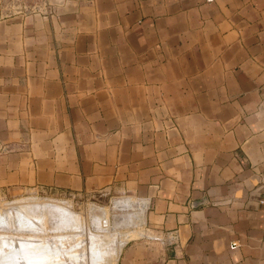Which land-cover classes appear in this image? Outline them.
<instances>
[{
  "label": "crops",
  "instance_id": "0c3cea01",
  "mask_svg": "<svg viewBox=\"0 0 264 264\" xmlns=\"http://www.w3.org/2000/svg\"><path fill=\"white\" fill-rule=\"evenodd\" d=\"M30 191L136 201L124 264H264V0H0V198Z\"/></svg>",
  "mask_w": 264,
  "mask_h": 264
},
{
  "label": "rangeland",
  "instance_id": "374dc122",
  "mask_svg": "<svg viewBox=\"0 0 264 264\" xmlns=\"http://www.w3.org/2000/svg\"><path fill=\"white\" fill-rule=\"evenodd\" d=\"M122 198H127V197H114L113 195H110V194H104V193H98V192L88 194V195H84V194L78 195V194H70V193L52 194V193L43 192V191H30V192L24 193V194L19 195V196L9 197L8 195H4L0 198V206L2 207V209L0 208L2 210V211L0 210L2 212V213L0 212L1 213L0 215H2V214L5 215V211L3 210V208H4L3 206L6 205L5 207L7 208L10 205L8 208L12 209L11 210L12 220H11L10 224L9 223L6 224V220H4L5 217L2 218L3 215L1 216V218H0V228H1L0 233L1 234L5 233L6 235H9V236H11V235L20 236V234H21L25 237H37V238L42 237L41 239L44 238L46 240V243L49 244V246H48L49 250H53V248L58 247L57 249L59 250L60 260L64 261V262L68 261L66 259L69 257V255L72 252L75 253L74 249L76 248L75 249L76 252L78 249V252L76 253L77 254L76 257H78V260H77V262H75L73 264H76V263L77 264H80V263L81 264H89V263H91L90 246H89V245H91V243H88V240L91 241L92 239H94L96 241V244H97L98 239H100V240L108 239L110 241V240H113V237H114L115 241L113 244H114V246L116 245L117 247L118 246L119 247H118V249H116L117 247L115 246L114 253L112 255H110L111 257L107 258V260L111 258V260H109L108 264H124L123 260H124L125 251H128L131 246H136L141 241V239H142L141 236H144L146 234V232H145L146 228L144 226L142 206L137 204L136 201H134L130 198L129 199H122ZM16 201L21 202V203H24V202H27V203H30V202H36L37 203L38 202V203H40V201H41V206L40 205L37 206L34 204V206H32V208H30L26 211V214H17L15 209L11 207L13 205V202L16 203ZM43 202L46 203L48 206L42 208ZM58 206L60 207V209H63L64 213H62V212H59V213L56 212L55 213L53 211V209L55 207H58ZM40 211H42V213H40ZM36 212H38V214L42 215V222L40 219V222H39L40 224L34 225V223L30 222V218L34 217L35 215H38ZM68 212H70V213H68ZM72 212H73V215L76 214V216H77L76 218L78 219V221H71L72 222L71 223V222H68L67 216H69L68 214H72ZM31 213L33 214V216ZM43 214H44V216H43ZM56 214H58V216H56ZM65 214H66V216H65ZM22 216H24V218H22ZM18 217H20V219H22V221H23V226H21V227L17 226L18 220H19ZM25 217L27 218V220L30 223L27 220L25 221V219H26ZM79 219H80V221H79ZM120 220L122 222H120ZM37 221H39V220H37ZM37 221H35V223ZM104 221H107L108 224ZM1 222H2V224H1ZM96 222H98V223L95 224ZM3 223L5 225H3ZM77 223H79L80 225L79 224L77 225ZM99 223H101V224H99ZM68 224H69V226H68ZM75 224L77 226H75ZM72 225H74V226H72ZM105 225H106V227H105ZM35 226L37 228H35ZM56 226L60 229L55 230V228L57 229ZM15 227H16V229H15ZM61 227H62V230H61ZM31 228H32V230H31ZM39 228L42 230V232L39 230ZM64 228H65V230H64ZM113 233H115V235ZM61 235H63V236H61ZM69 235H70V237H68ZM94 235H96V236H94ZM112 235H113V237H112ZM127 235H128V239H127ZM71 236H72V238H71ZM123 236H125L126 239L123 241V245H120L119 241H120V239L122 240ZM65 237H67L68 239H65ZM109 237H111V238H109ZM69 238H71V239H69ZM64 240H67L68 243H66V241H64ZM74 240H76V241H74ZM60 241H61V243H60ZM117 241H118V243H117ZM127 242H129V243L124 247V245ZM63 243H64V245H63ZM120 243H121V241H120ZM61 244H62V246H61ZM113 244L110 243V246L112 248L114 247ZM78 245H80V246H78ZM142 247H144L143 249H141L142 251H136L133 254V256H131L128 259V260L132 261V263H130V264H153L154 261L156 264L162 263L161 262V259L163 258L162 248H160L158 246H154L152 244H149V245L144 244V245H142ZM60 248H65V249L61 250ZM69 248H70V250H69ZM88 249H89V251H88ZM64 251H66V252H64ZM82 251H84L85 253L83 252V254H81ZM88 252H89V254H88ZM66 253H70V254H66ZM64 254H65V256H64ZM112 256H113L114 260H112L113 259ZM81 257H83L84 260H82ZM80 259L82 262L80 261ZM106 262H108V261H106ZM106 262H104V263L107 264ZM68 263L70 264L69 261L66 262V264H68ZM104 263H102V264H104Z\"/></svg>",
  "mask_w": 264,
  "mask_h": 264
},
{
  "label": "bare ground",
  "instance_id": "6f19581e",
  "mask_svg": "<svg viewBox=\"0 0 264 264\" xmlns=\"http://www.w3.org/2000/svg\"><path fill=\"white\" fill-rule=\"evenodd\" d=\"M36 200V199H35ZM26 203V204H25ZM51 203V202H50ZM8 204V203H7ZM34 204L35 205H37V206H41V201H40V203H36V202H30V203H27V202H24V203H21V202H17L16 201V203L15 202H13V205L11 206L12 208H14L15 209V211L17 212V214H26V211L28 210V209H30V208H32V206H34ZM56 204V203H55ZM60 205V204H59ZM6 206V205H5ZM5 206H3L4 208H3V210L5 211V215L4 214H2V215H0V218H1V216H2V218L3 217H5L4 218V220H6V224L7 223H9L10 224V222H11V220H12V214H11V208H6ZM46 206H48L46 203H42V208H44V207H46ZM121 207V206H120ZM123 207V206H122ZM0 208L2 209V207L0 206ZM6 208V209H5ZM41 208V207H40ZM63 208V207H62ZM0 209V210H1ZM70 210V209H69ZM2 211V210H1ZM0 211V212H1ZM53 211L56 213H59V212H62V213H64L63 212V209H60V207L58 206V207H55L54 209H53ZM2 213V212H1ZM0 213V214H1ZM37 214H38V212H36ZM40 213H42V211H40ZM44 213V212H43ZM68 213H70V212H68ZM28 214V213H27ZM30 214V213H29ZM32 214V213H31ZM14 215V214H13ZM35 215V214H34ZM60 215V214H59ZM64 215V214H63ZM62 215V216H63ZM69 216H67V220H68V222H71V221H78V219L76 218L77 216H76V214L75 215H73V212H72V214H68ZM25 216V215H24ZM24 216H22V218H24ZM32 216H33V214H32ZM43 216H44V214H43ZM56 216H58V214H56ZM65 216H66V214H65ZM21 217V216H20ZM20 217H18L19 218V220H18V224H17V226L18 227H21V226H23V221H22V219H20ZM28 217V216H27ZM26 218V217H25ZM122 218V217H121ZM40 219H41V222H42V215L41 214H38V215H35L34 217H32V218H30V222H32V223H34V225H36V224H40L39 222H40ZM103 219V218H102ZM2 220V219H1ZM27 220V218L25 219V221ZM37 220H39V221H37ZM124 220V219H123ZM131 220V219H130ZM28 221V220H27ZM34 221V222H33ZM35 221H37L36 223H35ZM79 221H80V219H79ZM5 222V221H4ZM29 222V221H28ZM29 222V223H30ZM104 222H106L107 223V221H104ZM120 222H122L121 220H120ZM15 223V222H14ZM72 223V222H71ZM98 222H96L95 224H97ZM1 224H2V222H1ZM70 224V223H69ZM69 224H68V226H69ZM74 224V223H73ZM79 223H77V225H78ZM99 224H101V223H99ZM108 224V223H107ZM3 225H5L4 223H3ZM25 225V224H24ZM29 225V224H28ZM43 225V224H42ZM66 225V224H65ZM71 225V224H70ZM76 224H75V226H77ZM80 225V224H79ZM16 226V225H15ZM40 226V225H39ZM38 226V227H39ZM72 226H74V225H72ZM10 227V226H9ZM57 227V226H56ZM63 227V226H62ZM62 227H61V230H62ZM66 227V226H65ZM71 227V226H70ZM101 227V226H100ZM105 227H106V225H105ZM35 228H37L36 226H35ZM34 228V229H35ZM41 228V227H40ZM39 228V230L42 232V230ZM69 228V227H68ZM73 228V227H72ZM75 228V227H74ZM78 228V227H77ZM1 229V228H0ZM15 229H16V227H15ZM18 229V228H17ZM27 229V228H26ZM33 229V230H34ZM58 229H60V228H58L57 227V229L55 228V230H58ZM24 230V229H23ZM31 230H32V228H31ZM64 230H65V228H64ZM73 230V229H72ZM22 231V230H21ZM36 231V230H35ZM44 231V230H43ZM54 231V230H53ZM2 232V231H1ZM4 232V231H3ZM38 233V232H37ZM40 233V232H39ZM91 234V233H90ZM114 235H115V233H113ZM92 235V234H91ZM98 235V234H97ZM106 235V234H105ZM57 236V235H56ZM61 236H63V235H61ZM93 236V235H92ZM94 236H96V235H94ZM100 236V235H99ZM68 237H70V235L68 236ZM112 237H113V235H112ZM42 238V237H41ZM41 238H37V237H25V236H23V235H21L20 234V236H13V235H11V236H9V235H6L5 233H3V234H1L0 233V264H66V262H70V264H73V263H75V262H77V260H78V257H76L77 256V252H78V249H77V252H76V248L74 249V251H75V253L74 252H72L71 254L70 253H66V254H70L69 255V257L66 259V260H68V261H61L60 260V254H59V250L57 249V248H53V250H49V244L48 243H46V240L43 238V239H41ZM59 238V237H58ZM63 238V237H62ZM71 238H72V236H71ZM71 238H69V239H71ZM109 238H111V237H109ZM65 239H68L67 237H65ZM76 239V238H75ZM116 239V238H115ZM126 239V237L125 236H123V238H122V240L120 239V241H121V243H120V241H119V244L120 245H123V241ZM127 239H128V235H127ZM77 240V239H76ZM76 240H74V241H76ZM58 241V240H57ZM64 241H66V243H68V241L67 240H64ZM71 241V240H70ZM113 241V242H112ZM114 237H113V240H108V239H106V240H100V239H98V243L96 244V241L94 240V239H92L91 241H89L88 240V243H91V245H89L90 246V260H91V263H89V264H102V263H104V262H106V261H108V262H106L107 264L109 263V260H111V258L110 259H108L107 260V258H109V257H111L110 255H112L113 253H114V249H115V246H114ZM78 242V241H77ZM53 243V242H52ZM60 243H61V241H60ZM110 243H112L113 244V248L110 246ZM117 243H118V241H117ZM54 244V243H53ZM52 244V245H53ZM75 244V243H74ZM73 244V245H74ZM63 245H64V243H63ZM61 246H62V244H61ZM78 246H80V245H78ZM48 247V248H47ZM70 247V246H69ZM117 247V246H116ZM119 247V246H118ZM118 247L116 248V249H118ZM89 248V247H88ZM121 248V247H120ZM61 250L62 249H65V248H60ZM85 249V248H84ZM69 250H70V248H69ZM120 250V249H119ZM88 251H89V249H88ZM64 252H66V251H64ZM83 252L84 251H82V253L81 254H83ZM118 252V251H117ZM85 253V252H84ZM88 254H89V252H88ZM116 255V254H115ZM64 256H65V254H64ZM79 256V255H78ZM86 256V255H85ZM114 256V255H113ZM113 256H112V258H113ZM66 258V257H65ZM77 258V259H76ZM85 258V257H84ZM81 259L82 260H84L83 259V257H81ZM81 259H80V261H81ZM65 260V259H64ZM89 260V259H88ZM112 260H114V258L112 259ZM82 262V261H81ZM111 263V262H110ZM69 264V263H68ZM77 264V263H76ZM81 264V263H80ZM105 264V263H104Z\"/></svg>",
  "mask_w": 264,
  "mask_h": 264
},
{
  "label": "water",
  "instance_id": "95a60500",
  "mask_svg": "<svg viewBox=\"0 0 264 264\" xmlns=\"http://www.w3.org/2000/svg\"><path fill=\"white\" fill-rule=\"evenodd\" d=\"M207 201H208L207 197L204 196V197H202L200 199H196V200L192 201L191 206L192 207H197V206H199L201 204L206 203Z\"/></svg>",
  "mask_w": 264,
  "mask_h": 264
},
{
  "label": "built area",
  "instance_id": "2783aa9c",
  "mask_svg": "<svg viewBox=\"0 0 264 264\" xmlns=\"http://www.w3.org/2000/svg\"><path fill=\"white\" fill-rule=\"evenodd\" d=\"M235 246H236V243H235V242H233V243L230 245L231 248H234Z\"/></svg>",
  "mask_w": 264,
  "mask_h": 264
}]
</instances>
